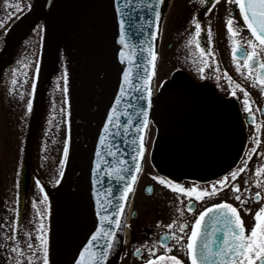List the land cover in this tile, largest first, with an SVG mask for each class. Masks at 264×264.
Masks as SVG:
<instances>
[{
	"label": "flooded vegetation",
	"instance_id": "1",
	"mask_svg": "<svg viewBox=\"0 0 264 264\" xmlns=\"http://www.w3.org/2000/svg\"><path fill=\"white\" fill-rule=\"evenodd\" d=\"M63 1L0 0V21H3L0 24V264H14L9 252L19 239H10L14 235L10 233V226L27 220L28 209H32L35 181L44 186V182L36 178L34 146L26 164L24 159L30 129L33 126L38 129L45 103L38 90L36 111L28 114L27 105L19 104V87L20 80H25L29 87L34 78L37 85L45 80L44 75L47 79L48 51L53 40L46 37L55 33L56 14L52 8L60 5L57 8L60 11ZM45 8L51 12L49 24L35 26L36 14ZM228 15L234 16V24L239 27L236 39L243 49L250 50L246 41L252 37L234 2H169L160 33L154 103L143 167L114 264H145L146 260L160 254L175 255L184 264H190L187 249L180 244L186 245L199 212L212 204L228 201L239 209L245 228L250 232L255 223V212L264 206V172L256 173L258 167L264 166V86L253 83L239 52L233 57V45L226 26ZM193 17L199 20L203 29L200 46L209 49L208 53H201L196 47ZM209 24L212 27L211 42L207 32ZM189 39L193 42L189 43ZM40 48L39 55L36 50ZM260 58L264 59V52ZM35 60L40 61V71L34 77ZM237 61L241 71L237 70ZM236 84L243 87L235 88ZM234 88L235 96L231 94ZM243 89L250 94L254 117L245 110ZM239 168L244 170L235 181L229 179L228 187L202 200L169 188L156 179L162 176L185 187L195 183L198 187L210 188ZM233 183H238L242 191L235 192ZM257 191L261 192L260 199L252 195ZM237 195L245 203L237 200ZM190 206L193 211H189ZM15 208H19L18 217L13 211ZM173 221L177 224L169 229L167 226ZM180 223L188 225L184 232L179 231ZM173 230L185 239L177 243L175 238L167 235ZM165 244L171 246V251L165 249ZM24 252L21 264H27L28 250Z\"/></svg>",
	"mask_w": 264,
	"mask_h": 264
},
{
	"label": "rangeland",
	"instance_id": "2",
	"mask_svg": "<svg viewBox=\"0 0 264 264\" xmlns=\"http://www.w3.org/2000/svg\"><path fill=\"white\" fill-rule=\"evenodd\" d=\"M59 6L52 8V12L56 14L54 15L55 33L50 38L46 37V39L53 40V45L48 51L47 79L44 75L45 80L36 84L34 94H32L31 86H26L25 80H20L21 86L19 87V104L27 105L28 99H32L33 111H36L38 90L42 93L45 103L33 155L35 170L38 171L44 186L42 187L35 181L32 204H30L32 209H28L27 220L21 224H12L9 229L11 234L18 237L21 249L28 250L29 243L36 246L34 249L36 259L33 260V264H37V260L42 264L43 253L39 251L37 236L39 223H43L46 229L45 235L48 237L49 264H56L54 258L57 255L60 258L65 256L67 260L77 239L75 223L78 218L81 144H84L92 130L94 121L91 120H94L96 110L103 102V97L109 87L108 82L106 85L103 83V80L108 77V66L102 57L94 54L92 61L89 60L94 65L93 80L89 87L91 95L86 100L83 98L79 102L76 100L81 67L86 65L87 55L91 56L94 51L88 48L93 46L99 50L100 47L97 36L102 30V22L99 9L92 0H65L61 4L60 11L57 10ZM50 14L51 12H48L46 8L40 10L34 19L35 26H47ZM36 52L40 55L42 49ZM36 62L37 60H35V65ZM65 70H67V92L64 91ZM34 72L35 77L36 68ZM28 114H26V120ZM69 137V159L61 166L60 160L63 158L65 139ZM148 148H150V141H148ZM45 194H47V200H45ZM34 203L36 207H33ZM37 208L40 209L39 212ZM74 213L75 218L70 219ZM41 215H43L42 221L40 220ZM67 219L70 224L66 225ZM28 238L29 241H24Z\"/></svg>",
	"mask_w": 264,
	"mask_h": 264
},
{
	"label": "snow or ice",
	"instance_id": "3",
	"mask_svg": "<svg viewBox=\"0 0 264 264\" xmlns=\"http://www.w3.org/2000/svg\"><path fill=\"white\" fill-rule=\"evenodd\" d=\"M7 2V0H6ZM130 2V0H129ZM164 0H156L157 4L163 3ZM208 0H201V3H207ZM230 3L234 2L238 5L241 15L245 21L246 27L251 32V37L246 42L249 46L250 50H245L242 48L240 41L236 39L239 34V27L234 24V16L228 15L226 17V26L230 35V43L233 45L232 53L235 58L237 53L242 56L244 61V66L247 68V74L253 79V83H259V85L264 86V59H261V53L264 52V0H229ZM119 11V9H118ZM208 11H211L209 8ZM155 22L157 29L159 28V21L161 19V11L157 7L154 10ZM125 19L123 16L119 19V41L124 45L123 48L119 50V58L121 61L127 60L130 67L124 69L123 71V82L120 87L121 95L127 94L125 91V84H132V62L136 59L135 57V49L132 46L128 45L125 36ZM152 23V21H149ZM192 24L195 25L194 37L196 39V47L199 49L201 53L210 52L209 49L203 48L200 46L199 37L200 33L203 31L199 20L196 17H193ZM0 24H3V21H0ZM7 31V29H5ZM209 42L212 40V27L211 24L207 27ZM153 36L158 35L157 32L152 33ZM189 43H192V39H189ZM125 48H128L129 51L126 52ZM146 51L150 54L151 60L148 61L152 65L151 72L147 71L145 67V72L138 77L143 82L144 92L146 93V102L147 107L151 108L153 99L152 93L153 88L150 86L153 77L155 76L156 70V58L158 53L155 51L154 46L149 44V47ZM206 64L207 61H204ZM23 67H27V65H23ZM135 67L139 68L140 65H135ZM36 73L38 74L40 71V64L37 61L36 65ZM237 70L241 71V65L237 61ZM64 91L67 92V70L64 73ZM231 80V77H229ZM13 83H17L14 79ZM243 86L240 84H236L235 88H242ZM32 94L36 91V80L35 78L32 80L31 84ZM235 88L232 91V95H236ZM244 91V106L245 110L249 112L250 116L254 117V113L252 112L251 104L247 89H243ZM21 98L23 95L21 94ZM120 97H117V103H119ZM27 110L30 113L33 110V101L32 99H28L27 101ZM144 121L142 125H137V128H147L149 123L148 121V111L147 109L143 110ZM70 115V113H69ZM119 114L116 112V105H113L112 112L108 116V122L105 123V130L109 129L112 125L113 118L118 116ZM253 122L254 119H253ZM117 123L119 121L117 120ZM131 123V121H129ZM59 127V125H57ZM105 140L104 135L100 136V143L103 144ZM140 145L137 149V155L143 156L145 151V138L143 132H141L139 136ZM258 144L259 141H256ZM69 151H70V137L65 139L64 148H63V158L60 160V165L63 166L69 159ZM255 151V149H253ZM99 156V151L97 152ZM112 155H116L115 152ZM100 161H103V157H100ZM100 161L96 163V167H100ZM136 172L140 171V164L137 162L136 164ZM245 167L247 165L245 164ZM244 168H239L233 170L228 175L224 176L222 179L216 181V183L212 184L211 187H198L197 184H192L191 187H185L183 184L176 183L171 179H165L162 176H157L156 179L161 183L166 184L169 188H174V190L187 194L189 197H195L197 200H202L206 196H215L217 195L223 187H228L226 183L229 179L232 181L236 180V177L242 172ZM108 174H115L117 177L121 175V170L119 168H109ZM264 172V166L258 167L256 169L257 175ZM63 175V173H61ZM132 181V183H125L121 192V199L126 201L128 198V194L133 190V185L135 181L138 179V176L133 174L128 177ZM39 184V181H37ZM59 183V180H57ZM259 183V181H257ZM219 185L220 187H218ZM232 188L235 192H241V186L238 183H233ZM149 191L151 188L149 187ZM243 191H250L249 189H244ZM20 193L17 192V197H19ZM256 199L261 198V192L257 191L252 193ZM236 199L239 200L242 204L245 201L241 198L240 195L236 196ZM45 200H47V194H45ZM17 205L19 204V200L16 201ZM99 206V201L97 202ZM191 203V202H190ZM33 207H36V204H33ZM124 205H119L120 211L117 212L115 219H112L107 213L102 219H112V222L116 225L117 228L121 227V212L123 211ZM194 209L190 206L189 211H193ZM213 210H217V215L211 218L209 227L207 230L204 229V220L207 213L212 212ZM251 211V209H247ZM14 212L17 213V217L19 216V208L13 209ZM39 212L40 209L37 208ZM40 220H43V215H41ZM255 223L252 226L250 232H248L245 228V224L243 218L240 215L239 209L229 203L228 201H221L218 204H212L210 207L205 208L203 211L199 212V215L195 218L191 230L190 235L187 236L186 245L180 244L182 248L186 247L187 256L190 260V264H264V206L259 208L255 212L254 216ZM177 222L173 221L167 227L169 229H173V226L176 225ZM188 227L186 223H180L178 225L179 231L184 232V229ZM39 231L37 232L38 240H39V251L43 253L42 256V264H49V248H48V237L45 235L46 229L44 228L43 223L38 224ZM221 233L220 236H217V233ZM103 234L108 237L107 247L103 251H97L95 247H89L93 245L94 241ZM167 235L176 239L177 243H180L185 239L182 235H177L175 230L169 232ZM13 241H18V237L16 235H12L10 237ZM116 241V231L112 228H109L106 232L103 228H97L95 232L92 233V239L88 241V246H85L82 251L79 252V258L76 259L75 264H100L101 261L106 260L108 253L111 251L114 242ZM162 242V241H158ZM165 249L171 251V246L165 244ZM36 246L32 243L27 245L28 254H27V264H33V260L36 259L34 249ZM150 251H155V249H150ZM13 253H15L13 255ZM9 256L14 264H21L22 258L25 256L24 250L19 247V243L13 244L12 250L9 252ZM171 264H184V261L175 255H164L160 254L155 256L153 259H149L145 261V264H161V262H168ZM37 264H40L39 260H37Z\"/></svg>",
	"mask_w": 264,
	"mask_h": 264
},
{
	"label": "water",
	"instance_id": "4",
	"mask_svg": "<svg viewBox=\"0 0 264 264\" xmlns=\"http://www.w3.org/2000/svg\"><path fill=\"white\" fill-rule=\"evenodd\" d=\"M101 9L103 17V48L102 52L110 68L109 87L100 106L91 133L86 140L85 146L81 149L79 165V190L78 207L82 204L85 211L91 214L92 218L79 236L69 256L67 264H75L79 258V252L88 246V241L92 239V233L97 228H103L106 232L109 228L116 231V241L107 259L100 264H113L118 247L120 231L124 222L125 214L132 196L133 190L128 194L126 201L121 199V192L125 183H132L128 177L135 174L137 162L142 164L143 156L137 155V149L140 145L139 136L143 132L145 142L147 138V128H137L144 121L143 110L148 111V121L151 117V108L147 107L146 93L144 92L143 82L138 79L145 72H151L152 65L148 63L151 60L150 54L146 51L151 43L155 51H158V38L163 16L164 2L157 4L156 0H95ZM159 8L161 19L159 28L156 27L154 10ZM119 9V11H118ZM123 16L125 19V36L128 45L135 49L136 59L132 62V84H125L127 94L121 95L120 87L123 82V71L129 68L127 60L121 61L119 50L124 47L119 41L120 29L119 19ZM152 21V23H149ZM158 35L153 36V32ZM128 52L129 49L125 48ZM157 60V58H156ZM140 65L137 68L135 65ZM154 77L151 81L153 88ZM120 97L117 103V97ZM153 99V93H152ZM113 105H116L118 116L113 118L112 125L105 130L104 125L108 122V116L112 112ZM117 120L119 123H117ZM131 121V123H129ZM149 124V123H148ZM104 135V143H100V136ZM35 135V129H32L27 146L26 160L29 157ZM99 151V156L97 152ZM115 152L116 155H112ZM103 157V161H100ZM100 161V167L96 163ZM119 168L121 175H109L108 169ZM136 182V181H135ZM135 185V183H134ZM133 185V189H134ZM99 201V206L98 202ZM123 204L121 212V227L117 228L112 222L118 211L119 205ZM112 219H102L105 214ZM217 215V210L207 213L204 220V229L207 230L211 218ZM221 233H217L220 236ZM108 237L100 234L93 245L99 251L107 247Z\"/></svg>",
	"mask_w": 264,
	"mask_h": 264
},
{
	"label": "bare ground",
	"instance_id": "5",
	"mask_svg": "<svg viewBox=\"0 0 264 264\" xmlns=\"http://www.w3.org/2000/svg\"><path fill=\"white\" fill-rule=\"evenodd\" d=\"M91 218H92L91 214L85 211L82 204L80 203L78 207V220L75 224V234L77 236H79L82 232H84Z\"/></svg>",
	"mask_w": 264,
	"mask_h": 264
}]
</instances>
